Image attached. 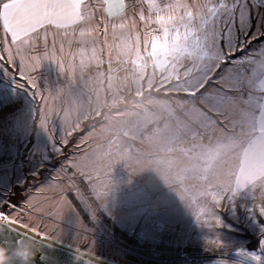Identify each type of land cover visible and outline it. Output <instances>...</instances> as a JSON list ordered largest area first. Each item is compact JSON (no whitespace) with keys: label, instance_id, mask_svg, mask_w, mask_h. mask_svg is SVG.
<instances>
[{"label":"rangeland","instance_id":"374dc122","mask_svg":"<svg viewBox=\"0 0 264 264\" xmlns=\"http://www.w3.org/2000/svg\"><path fill=\"white\" fill-rule=\"evenodd\" d=\"M139 10L135 6L136 14L131 16L139 18ZM262 10L264 7L256 12L260 19L264 18ZM123 41L118 42L122 45L117 63H102L98 71L75 72L64 65L33 72L46 98L44 110L51 135L37 116L39 98L29 86H18L19 77L13 69L0 66V210L19 215L22 224L37 223L42 233L59 236L54 239L65 244L75 246L82 237L91 253L122 264L238 262L227 254L257 250L264 232V217L253 211L258 209L264 186L238 185L250 136L248 126L243 132L240 127L233 130L231 121L238 117L226 112L215 118L224 121L222 125L212 124L196 136L184 132L170 135L174 119L148 103L163 96V90L150 92L147 78L143 87H137L135 57L131 63L125 61ZM262 47L264 22L260 29L238 39L221 68L222 74L229 73L239 81L240 95L247 97L254 109L260 103L256 79L263 71H254L253 66L264 64ZM138 91L143 95H137ZM66 114L72 120L83 118L84 137L93 126L98 130L113 127L119 136L125 155L108 168L99 200L83 180L77 181L82 199L74 189L60 193L46 187L75 152L74 144L63 154L56 150ZM138 120L142 124L139 130L130 127ZM157 129L159 136L155 135ZM89 143L94 141L80 148L87 149ZM61 195L73 206L58 219L49 213L55 211L52 205ZM32 197L36 207L44 209L43 214L24 210ZM85 202L95 210L94 220ZM209 214L219 216L220 223H209L205 219ZM210 240H220L222 246L215 247ZM257 252L253 255L264 258Z\"/></svg>","mask_w":264,"mask_h":264},{"label":"snow or ice","instance_id":"6c2138e0","mask_svg":"<svg viewBox=\"0 0 264 264\" xmlns=\"http://www.w3.org/2000/svg\"><path fill=\"white\" fill-rule=\"evenodd\" d=\"M148 3L150 14L140 15L145 26L142 48L139 46L140 35L136 36L133 79L137 87H143V81L147 78L150 92L154 88L157 92L163 90V96L154 97L148 103L174 119L175 125L170 135L184 132L196 136L200 130L212 124L222 125L224 121L216 120L217 116L234 112L238 118L231 121L233 130L240 127L243 132L245 125L250 130L238 185L260 183L264 186V110L254 109L249 99L240 95L239 81L229 73H221L223 64L233 51L226 40L231 26L224 21V16L230 10L227 0H216L200 12L199 31L188 23L195 21L196 11L184 0H168L166 3L164 0H148ZM126 8V0H95V3L90 0H0V66L13 69L19 77L18 86H29L33 95L39 98L41 103L37 108V116L41 127L49 131L50 135L52 130L48 124V112L44 110L46 98L40 92L33 72L43 60H55L70 70L76 67L78 56L81 67L96 60L94 55H88L87 49L80 47L93 39L98 30L96 13L102 11L109 18L122 17ZM232 11L234 14V8ZM100 19L103 20V16ZM178 22L183 23L185 29L183 38ZM126 27V23L120 24L121 29ZM137 95L143 93L138 91ZM82 119L77 117L72 120L66 114L63 134L56 150L63 154L69 145L74 144L75 152L57 172L54 182L46 187L60 193L74 189L77 197L82 199L77 181L83 180L99 200L104 194L103 185L108 168L125 154L120 150L115 128L98 130L93 126L92 131L84 137L81 135L84 131ZM194 124L196 128L192 127ZM254 124L257 126L254 127ZM130 127L139 130L142 124L138 120ZM165 127H168L167 123ZM159 133L160 129H157L155 135L159 136ZM101 140L105 143L101 144ZM89 141L94 143H89L87 149L80 148L81 144ZM216 199L219 202L220 198ZM34 201L35 197L27 200L24 210L43 214L44 209H38ZM72 206V202L61 195L52 205L55 211L49 215L60 219L65 209ZM85 207L91 211L94 220L96 217L92 205L85 202ZM253 211L264 217V195L261 196L258 209ZM205 219L209 223H220L216 215L209 214ZM0 221L22 223L19 215L13 217L3 210H0ZM23 226L31 227L34 233L45 234L41 232L42 226L35 222ZM80 226L84 227L82 223ZM54 238L59 239V236ZM209 243L215 247L222 245L220 240H210ZM261 243L264 244V240ZM86 244L87 241L82 237L76 241L75 246L80 255L91 254ZM255 259L260 260V257ZM88 264H91V260Z\"/></svg>","mask_w":264,"mask_h":264},{"label":"crops","instance_id":"0c3cea01","mask_svg":"<svg viewBox=\"0 0 264 264\" xmlns=\"http://www.w3.org/2000/svg\"><path fill=\"white\" fill-rule=\"evenodd\" d=\"M90 2L95 3V0H90ZM164 2L166 3L168 2V0H164ZM184 2L190 4L196 11L195 21H188V23L191 26L195 27L197 31H199L200 12L203 11L204 8L215 3L216 0H184ZM126 3H127V8L125 10L124 16L122 17L109 18L105 16L102 11L97 12L99 16L96 15V23L99 25V27L94 34V38L80 45V47H84L85 49H87L89 56L94 55L97 59L89 61L87 65L83 68L80 66V58L78 56L76 58V67H74L71 70H74L75 72L77 71L93 72L94 70L98 71V68L101 69L100 66L102 65V63H107L109 65L116 64L117 63L116 56L118 54L117 50L122 45V43L119 44L118 42H121V40H124L123 42L126 49L124 53V55L126 56L125 61L131 63V61L136 56V47H137L136 36L137 34L140 35L141 41L139 46L142 48L143 33L145 31V26L141 22L140 16L138 18V16L136 17L131 16V14L133 15L136 14L133 11L135 6L137 8L139 7L140 9L139 15L143 13L145 16H147L150 14V10H149L148 0H126ZM227 3L229 4L230 10L224 16V21L226 23H229L231 26L229 28V32L226 34V40L234 50L235 47L237 46V41L239 38H242L244 34L250 33V30L253 29L255 30V28L256 29L261 28L262 23L264 22V18L260 19V16H258L256 12H258L260 8L264 7V0H227ZM233 8H234V14L232 11ZM262 13L264 14V10H262ZM101 16H103V20L100 19ZM122 19H125L124 23L127 24V27L124 29L120 28ZM254 19L255 21H253ZM178 28L183 38V33L185 31L183 23L178 22ZM0 33H2V30H0ZM256 36H258V34ZM189 40H191V37H189ZM222 43L224 42L222 41ZM105 56H108V58L106 59ZM61 66L64 67V65L57 63V61L55 60H43L40 66L35 69V71L42 68L44 71H48V70L52 71L53 67L59 69ZM253 69L254 71L255 70L263 71L256 79L257 80L256 82H257V89L260 93V103L258 109L264 110V64L255 65L253 66ZM247 147L244 149V152L247 150ZM242 163H243V157L240 164L242 165ZM241 165H240V170H241ZM244 188H246V186Z\"/></svg>","mask_w":264,"mask_h":264},{"label":"water","instance_id":"95a60500","mask_svg":"<svg viewBox=\"0 0 264 264\" xmlns=\"http://www.w3.org/2000/svg\"><path fill=\"white\" fill-rule=\"evenodd\" d=\"M22 223L0 221V249L3 260L0 264H122L104 259L94 253L80 255L77 247L65 244L48 235L34 233ZM264 232L258 247L264 252ZM27 253V254H25ZM201 264H242L231 260H212Z\"/></svg>","mask_w":264,"mask_h":264},{"label":"bare ground","instance_id":"6f19581e","mask_svg":"<svg viewBox=\"0 0 264 264\" xmlns=\"http://www.w3.org/2000/svg\"><path fill=\"white\" fill-rule=\"evenodd\" d=\"M260 250L259 252H257ZM255 252L259 253L261 256L264 257V252L258 247L257 250L251 249L250 252L243 253V252H230L227 254V258H231L236 260L242 264H264V258L260 257V260H256V255H253ZM186 263V262H185Z\"/></svg>","mask_w":264,"mask_h":264},{"label":"clouds","instance_id":"9594fccd","mask_svg":"<svg viewBox=\"0 0 264 264\" xmlns=\"http://www.w3.org/2000/svg\"><path fill=\"white\" fill-rule=\"evenodd\" d=\"M222 246V245H221ZM220 246V247H221ZM25 254H27V253H25ZM2 260H3V250L2 249H0V262H2Z\"/></svg>","mask_w":264,"mask_h":264},{"label":"built area","instance_id":"2783aa9c","mask_svg":"<svg viewBox=\"0 0 264 264\" xmlns=\"http://www.w3.org/2000/svg\"><path fill=\"white\" fill-rule=\"evenodd\" d=\"M218 260H222V259H218ZM208 262V261H207ZM186 263H188V264H193V263H191V262H186Z\"/></svg>","mask_w":264,"mask_h":264},{"label":"flooded vegetation","instance_id":"af4514ba","mask_svg":"<svg viewBox=\"0 0 264 264\" xmlns=\"http://www.w3.org/2000/svg\"><path fill=\"white\" fill-rule=\"evenodd\" d=\"M246 250H247V251H251V249H249V248H248V249H246Z\"/></svg>","mask_w":264,"mask_h":264},{"label":"trees","instance_id":"16d2710c","mask_svg":"<svg viewBox=\"0 0 264 264\" xmlns=\"http://www.w3.org/2000/svg\"><path fill=\"white\" fill-rule=\"evenodd\" d=\"M247 252H250V251H247Z\"/></svg>","mask_w":264,"mask_h":264}]
</instances>
